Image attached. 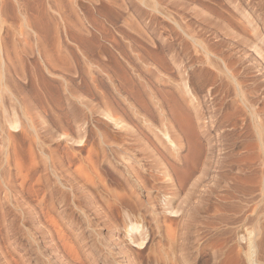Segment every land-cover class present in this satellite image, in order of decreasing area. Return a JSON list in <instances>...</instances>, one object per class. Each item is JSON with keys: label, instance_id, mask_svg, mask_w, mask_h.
Masks as SVG:
<instances>
[{"label": "rangeland", "instance_id": "374dc122", "mask_svg": "<svg viewBox=\"0 0 264 264\" xmlns=\"http://www.w3.org/2000/svg\"><path fill=\"white\" fill-rule=\"evenodd\" d=\"M243 13L254 26L258 25L264 36V0H0V264H81L82 257L71 256L64 241L72 240L81 254L82 242L74 240V233L82 232L79 207L84 206L90 221L98 222L92 226L95 232H100L101 241H104L101 243L108 245V241L115 243L122 239L123 230L119 221L130 213L143 218L148 234L145 240V244L149 240L148 247L144 249L130 242L124 244V250L127 248L131 253L128 259L122 253L115 254L120 247L117 244L110 255L100 246L99 249L108 256L96 260L94 264H160L155 252L167 246L163 230L168 223L176 227L174 245L177 258L180 257L182 263L242 264L235 254L236 249L245 244V239L240 237L245 236L253 226L251 210L263 202L260 200L259 185L264 168H253L258 162L257 149L246 138L248 135L241 114L235 118L227 116L225 127L219 130L206 129L192 122L189 135L193 137L182 135L173 123L175 120L171 117L170 107L162 98L164 92H170L168 100L171 103V94L174 93L175 97L177 92L174 88L179 82L178 74L171 60L166 59L165 70L160 66V60L163 36L175 43L183 39L172 19L184 21V24L190 21L204 37L210 38L209 41L218 42L224 50L227 49L229 57H234L231 60L237 58L238 61H233L244 70L251 86L258 90V98L261 97L258 108L261 109L260 117L264 119V63L256 52L259 48L264 52V47L255 30H243L237 25L236 20H246ZM180 56L184 57L185 68H182L183 65L181 68L186 72L192 67L196 71L199 67L190 48L182 49ZM214 79V73L202 75L200 81L191 74L187 77V85L198 90L197 94L204 95L212 86L220 89L215 86ZM215 94L217 97L219 94L218 103L222 95L219 105L226 102L224 108L230 111L222 91ZM129 102L134 111L126 110L125 115L129 116L131 125L143 134L140 135L141 141H133V146L132 142L118 138L116 128L102 115V111L112 104L125 108ZM203 110L208 111V108ZM13 125H17L16 128ZM165 125L181 136L182 143L175 149L167 145L163 137L162 141L154 136L157 129L165 128ZM154 129L156 131H152ZM223 129L234 134L235 153L241 156L233 158L231 155L227 159L232 168L214 167L215 162L212 161L219 155L218 145L213 154L209 153L210 137L218 143ZM101 133L107 138L110 136V142L100 143ZM185 137L189 141L195 139V143L198 141L196 144L202 150L197 159L187 156L189 141ZM116 139L118 142H114ZM126 144H130L129 147ZM112 145H116V149H112L115 151L127 147V153L115 157L108 151ZM105 146L108 147L107 152ZM150 149L157 157L150 153ZM99 153L104 156L100 158ZM145 154L150 155L147 157ZM106 155L111 156L110 159ZM122 158L133 166L139 160L144 168L154 164L156 158L165 165L188 168L182 184L170 194L171 205L179 212L173 215L160 209L162 199L158 184L146 174L148 179L143 188L135 190L137 198L143 203L138 210L140 213L132 211L128 200L125 205L126 198H121V195H127L126 187L110 170L123 168V160L119 163ZM76 168H99L105 184L118 192L120 198L115 199L117 208H114L116 213L113 209L112 216L114 221L118 220V225L116 221L114 224L119 229L113 222L103 223L105 219H101L104 217L96 214L94 192L90 191L91 199H80L77 185L81 182ZM64 176L67 185H64ZM73 185L78 189H73ZM254 200L256 203H253ZM122 201L124 204L119 206L120 212L118 205ZM84 202H88L90 209L83 205ZM151 202L156 205L155 216L161 235L152 230L155 225L144 212V207ZM240 208L246 211L248 220L243 221ZM69 221L73 224L69 225ZM86 231L83 230L82 234ZM86 234L89 239L92 237L90 231ZM212 253L218 258L215 259Z\"/></svg>", "mask_w": 264, "mask_h": 264}, {"label": "bare ground", "instance_id": "6f19581e", "mask_svg": "<svg viewBox=\"0 0 264 264\" xmlns=\"http://www.w3.org/2000/svg\"><path fill=\"white\" fill-rule=\"evenodd\" d=\"M164 12H165V10H164ZM165 13H164V15H165ZM202 14H204V13H202ZM242 16L246 20L242 21V22H240L239 20H236L237 25L239 27H241L243 30H246V29L255 30L256 31V35L259 37V41L261 43V46L264 47V36L261 33V31L259 30L258 25L254 26L251 23L252 22L251 19L249 20V18L246 17L245 13H243ZM172 20L176 24V28L179 29L183 39H181L182 37H180V34H178L179 35L178 37H180L181 40H179L176 43L174 41H172V40H168V38H166L164 36H163V38H161V49H162V53L163 54H162V57H161V60H160V62L162 63V64L160 63V66L161 67L163 66V69L165 70L166 67H167L166 66V59L168 58L169 60H171L173 66H174L175 72L178 74V77H177V74H176L175 77L179 78V82L175 84V88H174V90L176 89V91H177V92L175 91L176 92L175 97L173 95L174 93L171 92L172 93L171 94L172 97L170 96L171 99H172L170 101L171 103H169V100H168V95H170V92L167 91V92H164V94H162L163 95L162 98L165 99L164 102H166V104H168L167 106L170 107V112H171L172 115L170 114V112H169V114L175 120V122H173V123H176V125L179 128V131L181 132L182 135H185V136L187 135L188 136L189 133H190V125H193V124H191L192 122L197 123V124H201L206 129L214 128L215 130H219L218 128H224L225 127V123L226 122L224 123V120L226 119L227 116L228 117L230 116V118H231V116L235 118L236 115H238V114L240 115L241 114V116L243 115V117H244V122H245L244 125L246 127V131H247V135H248V136H246V138L248 137V139L251 140L249 142H251L253 147L257 149L256 160H258V162H256V165L253 168H260V169L264 168V119L262 117H260L261 109L258 108V102H259L258 99L261 98V97L258 98L259 97L257 95V91L258 90H256L254 85H253L254 88L251 86L252 83H250V81H249L250 79L248 80V78H246V76L244 75V72H243L244 70H241L239 68V65H236L235 62L238 61L237 58L233 59L235 62L233 60H231V57H233V56L231 55V57H229L230 53L227 54L226 53L227 51H225L227 49L224 50L222 48L223 46L219 45L218 42L216 43V42L209 41L210 38L207 39L208 37L207 38L204 37L200 31H198L197 29H195L192 26L193 23L191 25L190 21H189V23L187 22L188 24L186 22L184 24V21L180 22L177 19H175V20L172 19ZM38 28H40V27H38ZM177 30H175V31H177ZM199 30H202V29H199ZM176 34L177 33H175V35ZM176 39H178V38L176 37ZM222 43L220 42V44H222ZM222 45L225 46V44H222ZM189 48L191 49L193 55L195 56V57L193 56L194 59L200 65L196 69V71H195V68L192 67V69H190L189 71L186 72L185 69H182V68H185V66L183 65V58L184 57L180 56V51L182 49H189ZM255 50H256V48H255ZM188 52L189 51H187V53ZM256 52L259 53V56H261L262 61L264 63V52H261L260 48H259V50H256ZM191 59H193V58H191ZM195 60H193V61H195ZM182 65L184 67H182ZM52 66H54V65L52 64ZM171 70H172V68H171ZM207 73H214V75H215L214 81H216L215 82L216 83L215 86L217 85L220 88L219 90L215 89V87L212 86L211 89L209 90V92H208V89H207V91H206V93L204 95H200V94H197L198 90L189 88V86L187 85V77L188 76L193 74V75L197 76V80L200 81L201 78H202V75H206ZM165 76H166V74H165ZM203 81H206V80H203ZM92 82H94V80ZM216 91H222V94L224 95L223 97H226L225 99H227V102L229 104L228 105V107H229L228 109L230 111H226L227 108L226 107L224 108V105H226V102H225L224 105H223V103H221L219 105V103L222 100L221 99L222 95L220 97V102L218 103L217 99L219 97V94H218V97H217L216 94H215ZM260 96H262V95H260ZM223 100H224V98H223ZM105 102H107V101H105ZM107 103H109V102H107ZM107 103H104L105 104L104 106L108 107ZM130 103L131 102H129L128 105L125 106V108L122 105H119L121 107H119L117 105L115 107V105L112 104V106L114 105L113 106L114 108L110 105L109 106L110 108L109 107H108V109L105 108L106 111H102V109H101V111L104 112L102 115L105 117V119H107L110 123H112V125L116 128V131H115L116 133L115 132H113V133H115V135L118 138L120 137V139H122V140H127V142H132L131 145L133 146V143H135L133 141L134 140L141 141V138H142L141 136L143 134L141 135L142 132L139 133V129L134 128L135 126L131 125L130 119L128 118L129 116L127 114L125 115L126 110L134 111L132 109V106L129 105ZM110 104H111V101H110ZM115 104H116V102H115ZM166 104H164V105L166 106ZM142 105H143V103H142ZM204 107L208 108V111H204L203 110ZM141 108H143V107L141 106ZM148 109L149 108L147 107L146 110H148ZM207 112H208V114H207ZM138 113H139V110H138ZM167 114H168V112H167ZM207 115H208V117H207ZM205 118H207V121H205ZM227 120H228V118H227ZM232 120H233V118H232ZM171 122H172V120H171ZM14 123H11V125L14 124ZM16 126L17 125H13L12 127L16 128ZM173 126H171V127H173ZM167 127H168V124H167ZM167 127L165 125V128L157 129V131L154 129L152 131H156L154 133L155 138H157V139L159 138V139L162 140V137H163L164 142L168 143L167 145L172 147V149H175L176 146H178V145H180L182 143L181 142L182 141L181 140V136H179V134H177V133L175 134V132L172 130V128H170V130H169ZM199 128L202 129V127H199ZM83 129H84L83 132H85V128H83ZM97 129H96V131L98 132V130H100V129H98V130ZM175 129H177V128H175ZM109 130H110V128H109ZM175 131L177 132V130H175ZM202 131H204V130H202ZM194 132L196 133V131H194ZM108 133H110V131ZM157 133H159L160 135L157 134ZM99 134H100V132H99ZM104 134H105V132H104ZM67 135H69V134H67ZM105 135H103L101 133V137L99 139L100 143L101 142H105L106 140H107L106 143L109 141L108 138H110V136L107 138L106 136H108V135H106V136ZM202 135H203V133H202ZM208 136L210 137V134ZM186 137H185V139H186ZM190 137H193V135L190 136ZM64 138L66 139L65 136H64ZM114 138H115V136L113 137V139ZM178 138L180 139V141H179ZM197 139H199V138H197ZM110 140L112 141V139H110ZM186 140H188V139H186ZM193 140L195 141V139H193V138L190 141L188 140L189 143H187V148H188L187 156L190 155L191 159L192 158L193 159H197L198 156L201 154V150L202 149L200 148V145L196 144L198 141L195 143V142H193ZM66 141H69V140H66ZM76 141H78V140H76ZM115 141H117V139L114 140V142ZM124 142H126V141H124ZM150 142H152V141H150ZM218 143L217 142H213V140L210 137V139H209V144H210L209 145V153L213 154L214 150L216 149L215 148L216 145H218L217 146L218 147L217 151H219V155H218L217 159L213 160V161L211 159L212 162H215L214 163V167L215 168L216 167H218V168H232V163L229 162V160H227V159L230 158L231 155L233 156V158L241 157L240 154H236L235 153L236 146H234V145H236V142H235L234 134L230 133L226 129H223V131L219 133ZM146 144H144V145H146ZM105 145L108 146L109 144H105ZM116 145H115V147L112 145V148L109 149V150H108V147L105 146L107 149L104 148V150H106L105 152H107V150L110 151V153H112L117 158L118 157H122L121 155L123 153L125 154L127 147H125L126 149L125 148H120L122 150H116V151L112 150L113 148L116 149ZM120 145H121V143H120ZM126 145H128V147H129L130 144H126ZM97 146H100V144L99 145L97 144ZM147 146H144V147L147 148ZM103 147L101 148L102 150H103ZM142 148H143V145H142ZM145 148H144V150H145ZM149 148H147L146 150H148ZM97 149H98V147H97ZM117 149H119V148H117ZM150 151L149 152L151 154L153 153L154 155H156V153L152 152V149H150ZM174 152H175V150H174ZM99 154H100L99 155V157H100L102 154L101 153H99ZM103 154H105V153H103ZM131 154H129V155L132 156ZM147 154H148V152H147ZM255 154H256V152H255ZM149 155H146V156L148 157ZM103 156H101L100 158H102ZM106 156L109 159L111 157V156L109 157L108 155H106ZM156 157H157V155H156ZM137 159H138V157H137ZM152 159H155V158H152ZM158 159L156 158L155 160L157 162L154 160L155 163L151 164L152 166L150 165L149 168H144L143 164H141L140 163L141 161L139 162V160L137 161V165L133 166V165H128L127 164L128 163L127 160H126L127 163H125L126 161L124 162V158H122L119 161V163L123 160V162H124V163H122L123 168H115L114 167V168H110V170L123 182L124 186L126 187V190H127L126 194L127 195L124 194V195H126L124 197L123 194H122L121 198H126L125 199L126 201H124L125 205L127 204V200H128V204L130 205V207H132L131 208L132 211L134 209V211L136 210V212H137L141 208V206H143V203L139 200V198H137V195L135 194V190L136 189H142L143 186H144L145 180L149 178L152 182H156L158 184L157 188L160 190V193H161L160 194V199H162L160 201V204H159L160 209L164 213H168V214H173L174 215V214L178 213L179 211L172 207L171 202H170V199H171V195L170 194H172L171 191L173 189L175 190L176 187H178L179 185L182 184V182L184 181L186 175L188 174L189 169L188 168L176 167L174 165H169L167 163L165 165L162 160L158 161ZM236 159H238V158H236ZM112 160H114V159H112ZM115 160H118V159L115 158ZM142 160H143V158H142ZM146 161L147 160H145V162ZM151 161H153V160H151ZM212 162H211V164H212ZM157 164H159V165L162 164L161 166L163 168H161ZM156 165L159 166V168H157ZM250 166H252V165H250ZM237 168H239V166ZM76 169H78L76 172L78 173L77 175H78V177L80 179V182H81L79 185H77V187H79V190H80V191L79 190L78 191L81 192V193H79V194H81V197H82L80 199H82V201H85L86 198H87V200L91 199V198H89L90 195L92 194V193H90V191L94 192L95 196L97 198L96 201L94 200L95 203H94V206H93V207H95L94 209L96 211V214L102 215L101 217H104L102 219L100 218L102 221H103V219H105L104 220L105 222L103 221V223H107L106 221H109V223L113 222V224L115 223V221L117 222L118 220H115V221L113 220V218H114L113 216L114 215L112 216V211L116 207L115 204H116L117 198H118V200L120 198L119 194H117L118 192L114 191V189L109 188L105 184V182L103 181L102 177H100L99 168H91V170H89L88 168H76ZM146 170H147V172H146ZM262 171H263V174H262V178L260 180L262 183L259 185L260 186L259 187V191H260V200L262 199L261 201H263V202H261V203H259L260 201L257 202L259 204L255 205L253 207V209L251 210L252 215H253V226H252L251 230L248 231V233L245 236L242 235L240 237L241 240L245 239V244L239 246L238 249H236V252H235V254H237L238 257H239L238 259H241L242 264H264V169ZM64 172H65V170H64ZM145 174L148 176V178L145 176ZM258 175L260 176V174H258ZM65 180H66V178L64 176V185L67 183V182L65 183ZM239 182H237V183H239ZM77 187H75V185H73V189L77 188ZM69 191H70V189H69ZM73 194H75V191H74ZM250 194H253V193L251 192ZM71 195H72V193H71ZM251 197L253 198V196H251ZM96 198L93 197V199H96ZM115 199H116V201H115ZM255 200H256V198H255ZM248 201H250V199ZM254 201H253V203H256V201L255 202ZM147 202H149V201H147ZM153 202H154V200H153ZM153 202H151L148 207H144V212L147 214L148 218H150L151 224L155 225V227L153 226L154 228L153 229L151 228V229L153 231H155V233L157 232L158 235H161V233L159 232L160 225L158 224V220H157L158 218H156V216H155V214H156L155 206L156 205H154ZM245 202H247V201H245ZM87 203L88 202H84L83 205H87L89 207V205ZM118 203H119V201H118ZM124 203L122 201L121 204L118 205V207L120 205L124 204ZM156 203H159V202H156ZM241 203L244 204V202H241ZM248 205H249V202H248ZM239 206H241V205H239ZM79 208H81V216H82L81 227L83 226V228L81 229L82 232L80 231L81 233H79V232H75L74 233V235L76 234L74 240L78 241V242L79 241L82 242L81 243V247H82L81 248V254H79L78 251L76 250V248L74 247V244H73L74 242H72V240L64 241V246L68 249L66 251H68L71 256L74 254L75 256L79 255V256L82 257L81 264H94V262L96 260H98V259L101 260V259L107 258L106 256L110 255V253H112V251H114V246L116 247V244L118 246H120V247H119L118 251L117 250L115 251V254L122 253L123 257H127V259L130 257L131 253H129L130 251L127 248L124 250V248H125L124 244L126 242L133 243L136 246H138L140 248H143V249L145 247H148L147 244H148L149 240L145 244V240L147 239V235L148 234H147V229H145V224L143 223V220H142L143 218L140 219L137 215H135V216L130 215L131 213L126 215L123 212L122 215L125 214L124 218L121 219L120 217L122 215L121 216L119 215L120 216L119 218L121 219L119 221V225H120L119 227H121V229L123 230V237L119 241L113 240L114 242L116 241L115 243H113V242L110 243V241H108L109 243L107 245V244L101 243V242H104V241H101L102 237L100 238V234H99L100 232L97 233L98 231L97 232L94 231L92 224L94 225V223L96 221L94 220L95 221L94 223H92L90 221V217L88 216V214H86L87 210L84 209L85 206L83 208L82 207H79ZM122 208H124V206ZM126 208H129V207H126ZM242 208L244 209V207H242ZM89 209H90V207H89ZM119 209H120V207H119ZM92 210H93V208H92ZM127 211H128V209H127ZM241 211H242V214H243V217H242L243 221L246 220V219L248 220V216H246L247 215L246 211L242 210V209H241ZM120 212H121V209H120ZM136 212H135V214H136ZM114 213H116L115 209H114ZM141 216H143V215H141ZM97 218L98 217L96 216V220H97ZM111 219H112V221H111ZM69 222H68L69 225L73 224L72 221H69ZM96 223H98V222H96ZM117 225H118V222H117ZM116 227H118V226H116ZM119 227L117 229H119ZM85 229L87 230L86 232L90 231L92 233V237L90 239H89V235L86 234V232L84 234H82L83 230H85ZM153 231H152V233H153ZM163 231H164L163 235H164V237L166 239L167 246L165 248H163V249L156 250V252H155V249H154V251L152 252V253L155 252V255L157 254V257L155 256L157 258V261L159 260L160 262L159 261L158 262L160 264H185V262L182 263L181 260H179L180 257L177 258L178 256L176 255V250H175V246L176 245H174L175 241H176V236H177L176 227L173 226L171 223H168V224H166L164 226V230ZM149 232H151V231H149ZM178 235H179V233H178ZM182 235L184 236V232L182 233ZM86 239H87V241H86ZM103 244H104V246H103ZM100 246H102L104 249H106L105 253H107L108 255L103 253L102 250L99 249ZM66 248H64V249H66ZM66 251H65V253H66ZM223 252H222V254H223ZM217 253H219V252H217ZM228 253H229V251H228ZM49 254H50V252H49ZM222 254H220V256ZM67 255H69V254H67ZM212 255H214V253H212ZM213 257L215 259L218 258L217 256L215 257V255ZM215 261H217V260H215ZM218 262H220V261H218ZM117 263H119V262H117ZM123 264H125V263H123ZM220 264H221V262H220Z\"/></svg>", "mask_w": 264, "mask_h": 264}]
</instances>
